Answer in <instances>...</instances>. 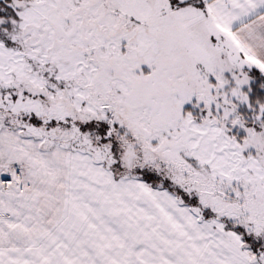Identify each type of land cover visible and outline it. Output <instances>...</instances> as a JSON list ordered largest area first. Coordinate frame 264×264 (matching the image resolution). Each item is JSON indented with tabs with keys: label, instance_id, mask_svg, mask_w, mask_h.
I'll use <instances>...</instances> for the list:
<instances>
[{
	"label": "snow or ice",
	"instance_id": "obj_1",
	"mask_svg": "<svg viewBox=\"0 0 264 264\" xmlns=\"http://www.w3.org/2000/svg\"><path fill=\"white\" fill-rule=\"evenodd\" d=\"M0 264H264V0H0Z\"/></svg>",
	"mask_w": 264,
	"mask_h": 264
}]
</instances>
